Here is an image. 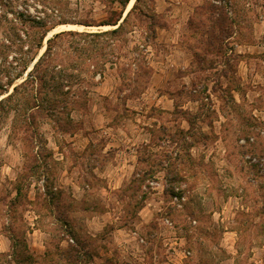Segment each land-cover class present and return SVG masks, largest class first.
Here are the masks:
<instances>
[{"label": "rangeland", "instance_id": "obj_1", "mask_svg": "<svg viewBox=\"0 0 264 264\" xmlns=\"http://www.w3.org/2000/svg\"><path fill=\"white\" fill-rule=\"evenodd\" d=\"M124 1L0 0V264H264V0ZM206 2L233 21L211 65Z\"/></svg>", "mask_w": 264, "mask_h": 264}, {"label": "trees", "instance_id": "obj_2", "mask_svg": "<svg viewBox=\"0 0 264 264\" xmlns=\"http://www.w3.org/2000/svg\"><path fill=\"white\" fill-rule=\"evenodd\" d=\"M128 0L124 1V4L126 5ZM133 9V8H132ZM131 12V11H130ZM196 15V21L193 22V19ZM128 15L124 18V20L118 25V21L116 22H106L103 24H112V25H118L116 28L111 29V30H106V31H100V32H78V34H84V35H91V36H102L105 34H111L114 35L115 33H118L124 22H126ZM190 23L193 25L197 26V32L199 35L194 36L196 37V42H197V48L194 51L195 58L198 59V62L201 64H205L206 62L209 63V65L214 62L208 59V56L211 54H225L226 50V44L224 42V39L229 36L230 34V28L232 25V20L226 15V12L223 7L214 5L210 2H206L202 4L201 6L199 5L198 8L195 11V14L191 16ZM121 18V17H120ZM91 25V24H87ZM75 34V31H61L59 33L55 34V37L57 38L60 35L63 34ZM230 37V36H229ZM55 45V39L49 38L48 39V45L46 48V51L42 54V56L38 59V61L34 64L33 69L29 72V78H27L24 81V84H27L26 82L30 84H35L37 85L36 89L33 90V104L34 107H41V104L36 103L38 102L40 97H43V90H44V97H47V91L45 90V87L47 85V80L49 78H52V80H55L56 78H62L64 79V74L62 70L60 69L58 71V75L56 74L55 76L51 73H49V64L47 63L48 61L46 60L51 54V51L53 50V47ZM226 64H228V61L224 59ZM225 75H227V72H225ZM17 91V87H15L14 92ZM67 93V92H66ZM13 93L9 95V99L13 98ZM52 100V99H51ZM68 102L66 100L59 102L57 98H54L53 101L50 102V106L46 108V110L52 114L55 115L58 112H61L65 107L68 106ZM11 240L13 242V237H11ZM12 248H15L14 242L12 243ZM72 252V249H67L65 252L67 255H69ZM72 254V253H71ZM32 258V256H29ZM19 264H22L21 260H18Z\"/></svg>", "mask_w": 264, "mask_h": 264}, {"label": "crops", "instance_id": "obj_3", "mask_svg": "<svg viewBox=\"0 0 264 264\" xmlns=\"http://www.w3.org/2000/svg\"><path fill=\"white\" fill-rule=\"evenodd\" d=\"M179 47H180V45H179ZM178 51L179 52H181V50H179L178 49ZM190 60L191 59H189V62H190ZM160 100H161V98H159V102H160ZM169 108V107H168ZM121 151V153H123L124 154V150H120ZM135 151V148H132L131 150H129V151H127L128 152V155H127V157H121V155H120V158H121V160H120V164H123V165H126V166H128V169L130 168H132L130 171H128V173H126V174H120V173H118V172H116V174L112 177V179L111 180H120V181H124V180H126V179H128V178H130L129 176L131 175V174H133V168H134V166H135V164H136V155L134 154V155H131L130 154V156H129V153H132V152H134ZM120 175V176H119ZM6 237V240H8V238H7V236H5ZM5 239V238H4ZM8 242H9V240H8ZM7 241H6V246H9V243H8ZM3 250H7V249H3Z\"/></svg>", "mask_w": 264, "mask_h": 264}, {"label": "built area", "instance_id": "obj_4", "mask_svg": "<svg viewBox=\"0 0 264 264\" xmlns=\"http://www.w3.org/2000/svg\"><path fill=\"white\" fill-rule=\"evenodd\" d=\"M241 142H245V139H242ZM150 183L153 186H156L158 184L157 181H151ZM186 198L187 196L184 189L182 187H176L174 193L172 194V200L177 203L178 206H181Z\"/></svg>", "mask_w": 264, "mask_h": 264}, {"label": "water", "instance_id": "obj_5", "mask_svg": "<svg viewBox=\"0 0 264 264\" xmlns=\"http://www.w3.org/2000/svg\"><path fill=\"white\" fill-rule=\"evenodd\" d=\"M123 18H124V16H123L121 19L123 20ZM119 23H120V22H119ZM119 23H118V24H119Z\"/></svg>", "mask_w": 264, "mask_h": 264}]
</instances>
